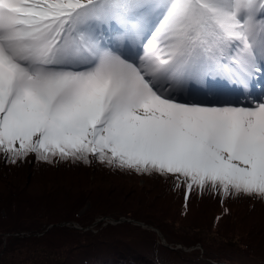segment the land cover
<instances>
[{"label": "snow or ice", "instance_id": "snow-or-ice-1", "mask_svg": "<svg viewBox=\"0 0 264 264\" xmlns=\"http://www.w3.org/2000/svg\"><path fill=\"white\" fill-rule=\"evenodd\" d=\"M0 155L264 202V0H0Z\"/></svg>", "mask_w": 264, "mask_h": 264}, {"label": "trees", "instance_id": "trees-1", "mask_svg": "<svg viewBox=\"0 0 264 264\" xmlns=\"http://www.w3.org/2000/svg\"><path fill=\"white\" fill-rule=\"evenodd\" d=\"M90 159L0 155V264H264V202Z\"/></svg>", "mask_w": 264, "mask_h": 264}, {"label": "water", "instance_id": "water-1", "mask_svg": "<svg viewBox=\"0 0 264 264\" xmlns=\"http://www.w3.org/2000/svg\"><path fill=\"white\" fill-rule=\"evenodd\" d=\"M119 222H130V220L125 219V218H120L119 221L111 222V223L116 224V223H119ZM67 224H68V223H60V224H58V225H59V226H65V225H67ZM137 224L142 225L141 223H137ZM50 227H53V226H49L48 228H50ZM159 236H160V239H161L162 244L166 245L164 238H163L160 234H159ZM185 250H186V249H185Z\"/></svg>", "mask_w": 264, "mask_h": 264}, {"label": "rangeland", "instance_id": "rangeland-1", "mask_svg": "<svg viewBox=\"0 0 264 264\" xmlns=\"http://www.w3.org/2000/svg\"><path fill=\"white\" fill-rule=\"evenodd\" d=\"M141 182H142V181H140V180L138 181V183H141ZM86 207H89V204H87ZM84 210H85V209H82L81 212H83ZM103 220L106 221V220H108V219H107V218L99 219V221H103ZM59 224H60V223H59ZM57 225H58V224H57ZM50 226H56V225L53 224V225H50ZM50 228H51V227H50ZM47 229H49V228H47ZM159 237H160V236H159ZM176 247L180 248L181 246L178 245V246H176ZM194 248L199 249L200 247L196 245ZM194 248H192V249H194ZM175 249H176V248H175ZM181 249L184 250V251L189 250V249H187V248H183V247H182ZM185 249H186V250H185Z\"/></svg>", "mask_w": 264, "mask_h": 264}]
</instances>
